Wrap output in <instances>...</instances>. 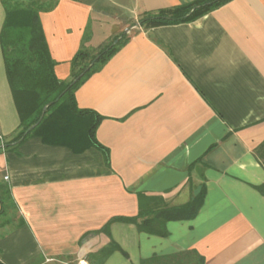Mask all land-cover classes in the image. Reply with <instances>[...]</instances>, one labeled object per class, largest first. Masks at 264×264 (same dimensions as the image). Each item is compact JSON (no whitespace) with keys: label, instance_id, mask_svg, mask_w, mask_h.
Listing matches in <instances>:
<instances>
[{"label":"crops","instance_id":"obj_1","mask_svg":"<svg viewBox=\"0 0 264 264\" xmlns=\"http://www.w3.org/2000/svg\"><path fill=\"white\" fill-rule=\"evenodd\" d=\"M51 1L40 18L59 79L70 77L88 28L90 49L129 29L76 91L79 107L104 116L97 137L110 167L95 147L76 153L38 136L0 149V181L15 202L1 215L10 222L0 225V264H91L87 255L110 241L98 230L113 216L136 215L137 192L177 205L203 185L197 216L169 221L167 236L113 222L111 236L127 256L115 251L103 264L191 249L205 264H264V195L255 187L264 183L255 155L264 141V0H230L193 21L153 27L135 23L193 0ZM18 126L0 45V143Z\"/></svg>","mask_w":264,"mask_h":264},{"label":"trees","instance_id":"obj_2","mask_svg":"<svg viewBox=\"0 0 264 264\" xmlns=\"http://www.w3.org/2000/svg\"><path fill=\"white\" fill-rule=\"evenodd\" d=\"M229 1L193 0L157 11H147L135 24L153 27L189 22ZM55 3L51 0L4 1L5 17L0 32V45L19 116V126L15 137L0 143V149H15L28 138L38 136L44 143L66 146L76 153L95 147L103 152L105 163L110 167L109 149L97 137V129L104 116L93 109L79 107L76 91L129 40V33L123 31L99 48L90 49L86 45L91 38L88 28L81 47L71 61L70 77L59 79L55 73L56 61L51 55L40 18V13L53 8ZM116 39L119 41L114 43ZM49 103L51 104L45 115L39 121L44 107ZM32 125H35L34 128L25 134ZM255 155L264 165V141L255 148ZM255 187L264 195V183ZM205 193L203 185L189 201L168 205L160 195L137 192L138 213L133 216L111 217L98 230L107 234L110 241L97 251L90 252L86 259L91 264H103L115 251H121L127 256V252L111 236L110 227L113 222L133 223L140 232L167 236L169 221L189 220L197 216ZM0 203V216H6L15 206L10 187L2 181ZM8 222L10 220L5 219L0 225ZM141 264H205V258L191 249L168 255H154Z\"/></svg>","mask_w":264,"mask_h":264},{"label":"rangeland","instance_id":"obj_3","mask_svg":"<svg viewBox=\"0 0 264 264\" xmlns=\"http://www.w3.org/2000/svg\"><path fill=\"white\" fill-rule=\"evenodd\" d=\"M93 1H95V3H96V0H93ZM129 22H130L129 24H132V23H131L132 21H129ZM2 220H3V217L0 216V223H1ZM15 224H16V223H15L14 221L11 222V224H10L9 227H8L9 231L12 230V229L15 227ZM3 232H4V230H3V229H0V235H2ZM78 263H79V261L74 260V261H72L71 263H67V264H78Z\"/></svg>","mask_w":264,"mask_h":264},{"label":"water","instance_id":"obj_4","mask_svg":"<svg viewBox=\"0 0 264 264\" xmlns=\"http://www.w3.org/2000/svg\"><path fill=\"white\" fill-rule=\"evenodd\" d=\"M128 31H129V29L126 30V32H128ZM118 41H119V39H116V40L114 41V43H117ZM50 104H51V103L47 104V105L44 107L43 112H42V115H41L39 121H40V120L43 118V116L45 115L46 110H47V107H48ZM39 121H38V122H39ZM38 122H37V123H38ZM37 123H36V124H37ZM36 124H35V125H36ZM35 125L30 126V127L26 130L25 134L28 133L29 131H31V130L34 128Z\"/></svg>","mask_w":264,"mask_h":264},{"label":"built area","instance_id":"obj_5","mask_svg":"<svg viewBox=\"0 0 264 264\" xmlns=\"http://www.w3.org/2000/svg\"><path fill=\"white\" fill-rule=\"evenodd\" d=\"M0 139H2V137L0 136ZM9 177L8 176H6L5 177V179H8ZM82 262H83V260H81V261H79V263L78 264H82ZM87 264V263H86Z\"/></svg>","mask_w":264,"mask_h":264},{"label":"bare ground","instance_id":"obj_6","mask_svg":"<svg viewBox=\"0 0 264 264\" xmlns=\"http://www.w3.org/2000/svg\"><path fill=\"white\" fill-rule=\"evenodd\" d=\"M82 264H86V262H85V261H83V262H82Z\"/></svg>","mask_w":264,"mask_h":264}]
</instances>
